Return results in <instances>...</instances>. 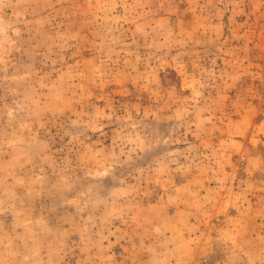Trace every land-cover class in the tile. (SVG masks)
<instances>
[{"label":"rangeland","instance_id":"374dc122","mask_svg":"<svg viewBox=\"0 0 264 264\" xmlns=\"http://www.w3.org/2000/svg\"><path fill=\"white\" fill-rule=\"evenodd\" d=\"M0 264H264V0H0Z\"/></svg>","mask_w":264,"mask_h":264}]
</instances>
